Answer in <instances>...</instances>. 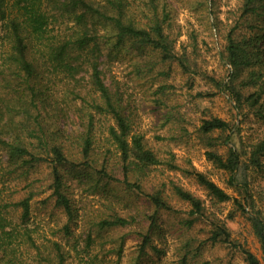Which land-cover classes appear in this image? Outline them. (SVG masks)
<instances>
[{"label": "trees", "instance_id": "trees-1", "mask_svg": "<svg viewBox=\"0 0 264 264\" xmlns=\"http://www.w3.org/2000/svg\"><path fill=\"white\" fill-rule=\"evenodd\" d=\"M173 17L170 0H0V264H109L99 258L102 250L93 253L95 237L126 227L139 238L131 264H140L146 248L162 253L153 237L162 234L159 211L176 212L168 191L187 205L186 215H177L179 228L190 229L204 217L205 200L163 177V166L181 168L165 161L148 144L129 95L115 80L113 86L106 84L100 68L102 44H110L111 51L127 45L138 52L150 48L155 54V62L146 61L151 70L174 60L190 79L196 71L188 53L175 51L180 32ZM95 23L104 25L108 34L99 35ZM208 27L221 38L219 57L228 67L222 77H206L218 91L228 94L237 111L249 110L264 125V0H240L225 22L211 20ZM187 35L195 51L196 35ZM187 85L192 86L190 80ZM70 110L80 130L60 123L59 117ZM170 112L162 113L161 124L171 121ZM231 127L226 119L211 116L200 120L198 131L209 135ZM246 146L249 150L242 152L230 146L224 155L205 152L229 172L228 182L241 199L200 172L181 171L195 177L211 206L233 200L251 222L264 256V211L256 207L248 182L250 169L264 177V137ZM43 162L50 166L48 198L65 216L59 238L38 233L30 223L33 192L16 198H12L16 191L6 192L10 181ZM152 169L158 170L159 178L150 176ZM144 181L150 182V190L142 186ZM71 182L98 195L99 207L88 217L83 244L73 231L82 216L70 195ZM125 193L141 195L151 207L145 225L134 226L141 211L132 210ZM209 225L207 239L228 242L224 219L212 212ZM125 234L110 239L115 246L108 252L120 255ZM191 242L190 237L184 239L186 250L179 264H186ZM243 252L247 264L260 263L250 251Z\"/></svg>", "mask_w": 264, "mask_h": 264}, {"label": "rangeland", "instance_id": "rangeland-1", "mask_svg": "<svg viewBox=\"0 0 264 264\" xmlns=\"http://www.w3.org/2000/svg\"><path fill=\"white\" fill-rule=\"evenodd\" d=\"M170 1L174 9L173 23L180 32L174 44L175 51L188 53L191 66L196 73L188 79L187 74L183 73L174 60L158 63L151 70L146 64L147 60L155 62V54L150 48L138 52L127 45H119L111 51L110 44L107 43L102 44V53L99 58L103 79L110 86H113L114 80L117 81L124 93L129 95L132 108L138 116L140 130L144 132L148 144L161 158L165 161L170 160L172 164L186 172L204 174L221 189L229 192L232 197L241 199V194L228 182L229 172L219 168L205 154L206 151H216L224 155L230 146H234L239 152L243 149L248 151L249 148L246 145L250 141H254L259 136L264 137V125L257 121L249 110L237 111L234 101L228 94L222 90L218 91L206 77L211 75L222 77L226 74L228 67L219 57L222 40L214 28L208 27V22L211 20L225 22L240 0ZM94 27L99 35L105 36L109 32L99 23H95ZM192 32L197 39L195 51L191 49L189 35H187ZM189 80L192 83L190 88L187 85ZM164 84L166 87L158 91L157 88ZM198 92L211 93L197 96ZM169 109L171 121L161 124L162 113ZM211 116L226 119L230 126L234 127H231L230 131H214L209 135H203L198 131V124L202 118ZM59 121L70 130L81 129L72 110L66 111L59 117ZM210 143L212 144L209 145ZM246 157L245 154L241 155L242 160H246ZM163 168L165 179L169 178L201 197L205 200L208 210L192 228H179L176 224L177 215H186L187 205L177 200L168 191L169 202L173 206V211L176 212L159 211L158 223L162 226V234L159 238L153 237L156 248H159L162 253L158 255L150 248H146L144 255L139 259L140 264H179L186 250L183 243L187 237L192 238V242L188 247L190 253L186 264H247L243 249L255 255L259 264H264L261 244L252 231L251 222L247 215L233 204L232 199L211 206L205 191L197 184L192 174L183 173L178 169L168 170L166 166ZM158 174L156 169L150 172V176L159 178ZM248 180L256 207L264 211V177L250 169ZM49 182L50 166L43 162L28 169L21 178L10 181L6 192L16 191L12 198L33 192L30 199V223L35 226L38 233L59 238L62 232L58 229L64 223L65 216L60 208L53 205V200L48 198ZM142 186L147 190L151 189L150 182L144 181ZM70 191L82 216L77 226L73 227L74 236L80 244H83L87 233L88 217L99 207L98 195L89 194L75 182H71ZM141 197L135 194L125 195V198H128L130 204L134 206L132 210L141 211L134 226L145 225V214L151 211V207L144 203ZM212 212L216 213L220 220H225L229 234L228 242H212L207 239ZM18 214L19 210L15 211L14 219L18 218ZM131 230V227H126L100 232V236L95 237L93 253L102 250L103 254L99 255V258L109 264H131L137 255L139 243L138 236ZM123 233L126 234L120 255L117 256L114 251L108 252L115 246L113 240L118 239V235ZM94 234L95 232L92 231V236ZM110 239L113 240L110 241Z\"/></svg>", "mask_w": 264, "mask_h": 264}]
</instances>
